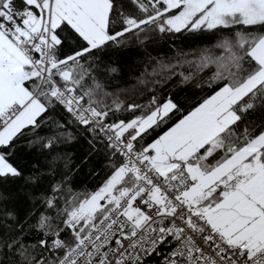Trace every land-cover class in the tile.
Returning a JSON list of instances; mask_svg holds the SVG:
<instances>
[{
	"label": "snow or ice",
	"instance_id": "obj_1",
	"mask_svg": "<svg viewBox=\"0 0 264 264\" xmlns=\"http://www.w3.org/2000/svg\"><path fill=\"white\" fill-rule=\"evenodd\" d=\"M0 264H264V0H0Z\"/></svg>",
	"mask_w": 264,
	"mask_h": 264
},
{
	"label": "trees",
	"instance_id": "obj_2",
	"mask_svg": "<svg viewBox=\"0 0 264 264\" xmlns=\"http://www.w3.org/2000/svg\"><path fill=\"white\" fill-rule=\"evenodd\" d=\"M176 44H181V41L177 40L175 41ZM125 73L131 71L132 69L129 67H125ZM87 147V144L82 140L80 142V144L73 146L72 147V151L75 153L76 158H80L81 155L83 154L85 148ZM21 157H24L23 153L18 154V156L16 157V159L20 160ZM32 160H39L40 163H44L43 157H41L38 153H34L32 156H27L25 158L22 159V163L24 164H29ZM91 167H98L97 164L93 163L91 165ZM90 169H85L84 174L79 178L78 183H84L86 184L89 188L94 187L95 184L98 182L99 178H93L91 176L88 175V171Z\"/></svg>",
	"mask_w": 264,
	"mask_h": 264
}]
</instances>
